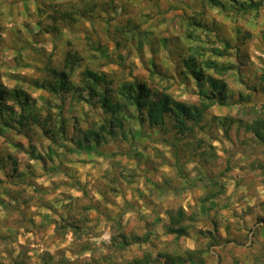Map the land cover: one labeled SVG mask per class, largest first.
Here are the masks:
<instances>
[{
	"label": "clouds",
	"instance_id": "9594fccd",
	"mask_svg": "<svg viewBox=\"0 0 264 264\" xmlns=\"http://www.w3.org/2000/svg\"><path fill=\"white\" fill-rule=\"evenodd\" d=\"M46 2L60 5L63 10L68 9L67 5L71 4L78 12L91 3H102L104 0H46ZM116 2L121 7L132 6L131 0H116ZM135 7L143 8L144 11L151 10L139 3H136ZM260 11L264 16V8ZM4 12L6 28L0 31V82L7 85L9 93L13 89L20 88L35 94L30 80L40 78L46 67L55 69L59 73L66 71V68L62 69L61 67L65 53H75L79 57L85 56V60L76 61L73 58L75 72H69L71 83L84 89L83 92L77 93L75 97L70 93L69 99L63 104H61V94L45 92V95L41 97V102L35 105L43 117L49 111V106L45 105L43 101L44 99L51 101L55 135L58 144L61 145L56 148V151L61 158L69 157L68 168L73 170L67 174H48L43 176L38 183L46 184L49 180L67 182L68 187L61 186L47 198L51 200L52 196H58L60 192L74 190L75 195L80 199L72 202L88 204L91 209L81 215L96 218L92 224L84 227L83 233L73 235L69 231L67 238L65 233L62 235L52 233V229L57 227L55 224L47 228V234L39 233V235L36 234L37 229L30 225L27 227L31 228V233L27 235L24 234V229L20 228V234L25 236L24 240L0 246V257L4 258V264H10L8 257L4 254V248L10 250L12 257H17L21 251L17 243L23 244L25 240L29 242L36 240L37 243L33 251L47 249L53 253L54 261L60 259V256L55 255L56 249L66 246L67 251L76 252V255L69 259L76 260L79 256V246L86 244L85 255L94 257L100 264H143L146 257L155 259L156 251L165 248L175 251L183 258L185 264H197L198 261H203L204 264H216L215 258L211 256L210 251L203 243L207 238L200 234L202 230L209 227L202 222L205 213L199 208V198L206 193L204 186L206 181H200L197 178V173L191 171V164L184 162L178 164L177 141L171 133L162 131L159 123L153 125L151 129H147L146 125L140 123L141 112L147 120L148 109L146 107L141 110L137 106L139 91L137 80L143 78L151 82L152 77L145 76L144 73L146 70H150L152 52L149 41L152 37H141L137 40L128 38L134 36V33L118 34L116 28L119 27V24L113 22L111 25H106L104 19L100 18L99 8L95 13H89L87 19H82L77 14L75 21L70 24L57 21L56 27L60 31L55 34L42 31L52 25V21L48 19L53 14L51 8L45 10L42 15L33 14L31 19L26 16H7V4L4 5ZM119 12L120 8H117V21L122 22L125 18L121 17ZM25 20L31 25V29L23 28L22 21ZM37 21H40L39 26H37ZM241 24H243L242 21ZM164 27L165 25H160L161 29ZM37 32L40 33L38 37L40 43H36L32 39V34ZM228 38L233 42V63H236L235 49L237 46L246 48L247 44L244 42L243 45H238V39L234 34ZM248 39L256 44L252 50V61L250 64L248 63V67L259 76L260 73H264V63H261V60L256 57L264 58V33L253 31ZM118 43L119 47H117ZM86 44L102 45L106 51L98 59L88 62ZM157 55L166 56L167 54L162 51ZM138 61L142 63V67L137 66ZM169 67L171 68V65ZM86 68H91L97 76L103 77L95 86V92L91 96L88 89L85 88V84H91V78L80 79L77 77V74L83 73ZM247 75L245 72L246 82L249 83L250 88H255L254 93L249 91L252 102L242 101L235 104L228 102L226 108L215 107L213 103L206 101L200 95L195 83L185 86L179 80L161 81L157 79L153 87L163 91L177 103L187 102L195 104L197 108L204 106V121L210 122L213 117H231L233 129L237 123H240L239 140L234 135L226 137L224 128L219 126L215 129V138L208 135L207 128L202 131L200 125L189 126L193 128L194 139H203L216 150L217 155L225 160L230 159L246 164L251 159H256L257 156L264 160V155H261L264 153V128L253 127L254 121L264 117V82H262L264 78H258L253 85L251 81L247 80ZM23 77L28 78L27 84L24 83ZM49 78L51 79V77ZM205 90H208L207 86H205ZM7 103L13 105L19 115L20 105L16 104L14 99H8ZM61 108L65 121V136H61L56 127L61 120ZM116 120H120L123 124V137L121 129L115 125ZM167 123L165 121L164 127L167 126ZM245 125H247L246 131L244 130ZM32 128L44 144L51 143L44 136L39 125L33 124ZM74 128L80 129L78 137L80 140L87 139L88 144L92 145L93 155L88 157L90 163L87 167H84L83 162L77 159L81 154L87 156V153L82 152L72 139ZM130 129L139 130L141 134L133 139L129 134ZM100 137H104L110 145L116 142L127 144L130 148L129 153L109 155L107 152H100L96 148V141ZM17 139L24 138L17 137ZM68 141L73 143L71 152L65 151L63 147ZM25 143H27L26 140ZM253 151L257 156L252 155ZM144 159H151L155 162V174L145 172L141 162ZM108 161L120 162V165L114 169ZM180 167L188 172L186 179H181L178 176ZM37 168L40 170L39 165ZM86 172L90 175L86 176ZM238 172L239 169H234L228 174L229 177H233L230 180L233 185L238 178L236 176ZM153 176L155 181L159 182L160 188L154 186ZM0 177H2V173H0ZM165 181H178L182 191L174 194L162 190ZM109 187L115 189V192H109ZM256 191L260 198L264 199V185H257ZM85 192L86 195L83 194ZM241 193L244 196L238 206L239 209L256 203L255 199L248 197L246 186L241 185L237 189V194ZM106 194L108 199L105 198ZM4 199L7 197L4 196ZM170 199L176 202L173 206L174 210L178 207L185 217L196 216L197 219H185L180 224L171 225L168 217V201ZM209 203L211 202L209 201ZM229 203L231 205L232 201ZM97 206H99V210ZM230 211L231 207L222 211L221 215L224 216ZM106 214L111 218L105 219ZM117 218H122L121 223L126 235L131 230L140 237L147 235V240L133 241L132 237L128 236V243L122 244L118 237L121 229L115 227ZM55 219L59 218L55 217ZM245 221L247 222L246 226ZM43 223L47 224V221H43ZM253 223L254 219L250 216L237 219L236 226L241 237L250 235L248 230L253 227ZM168 227L185 228L186 231L178 237L176 233L169 232ZM40 236L44 238L40 239ZM114 237H116L115 242ZM256 240L258 243L251 247L243 239L239 246L227 245L234 249L233 254L228 258L229 264H264V231L256 237ZM153 241L159 245L158 248L151 247ZM104 256L107 257L106 260L101 259ZM37 264L40 262L37 261Z\"/></svg>",
	"mask_w": 264,
	"mask_h": 264
},
{
	"label": "rangeland",
	"instance_id": "374dc122",
	"mask_svg": "<svg viewBox=\"0 0 264 264\" xmlns=\"http://www.w3.org/2000/svg\"><path fill=\"white\" fill-rule=\"evenodd\" d=\"M108 1L109 0H104L102 3L94 2L97 6L89 12L95 13L96 9L99 8L101 19L112 17L113 20L108 24L105 22L106 25H111L113 22H117V24L120 23L121 25L130 19L134 24H138V32L149 31L152 34L153 40L158 41L160 38H167L168 49L164 48L157 41L153 44V47L156 48L157 53L162 51L166 52V56H158L156 53L155 57L161 71L169 76L172 73L176 75L175 69L177 68V56L179 52L182 51L181 45L183 44V41H180V36L187 26L185 22L186 19L188 16L192 15L198 16L204 23L211 25V28H215V33H209L210 39L217 41V37H221L232 42V39H229L228 37L234 34L238 39V45H243L244 42L247 44L246 48L237 46L235 49L236 60H242L241 64L237 61L235 64L239 66L240 74L243 77L245 72H247V80L251 81L254 85L261 74L260 73L258 76L251 68L248 67V63L250 64L252 61V50L256 47V44L248 38L251 36L253 31H260L261 33H264V16H262L260 11L264 8V3L257 12L240 16L237 14L234 15L233 13L226 15L225 13L220 12L217 8L209 7L205 0H131L132 6L126 7H121L116 0H112V3L110 4ZM136 3L144 5L146 8L151 10L144 11L143 8H137L135 7ZM5 4L8 5L7 16H26L28 19H31L33 14L42 15L45 10L50 8L53 10H63L62 6L53 5L52 3L46 2V0H0V31L6 28V25L4 24V20L6 18L4 12ZM91 5H93V3L87 5L84 9H81V11L86 10V8H90ZM69 6L73 8V5L69 4ZM117 8H120L119 15L125 18L122 22L117 21ZM88 15L89 13L81 18L87 19ZM52 16L53 14L48 17V19L52 21V25L42 29L45 33L52 32L55 34L60 31V29L56 27L57 21L63 24H70L72 21H75H54ZM241 21L243 24H241ZM39 24L40 21H37V26ZM162 24L165 25V27L161 29L160 25ZM144 25H147V27H144ZM22 26L25 29H31V25L26 20L22 21ZM54 28H57V30H54ZM17 31H19V29H17ZM116 31L118 34L121 33V30L118 27L116 28ZM203 32L204 31H201L200 35H203ZM216 33L218 35L217 37L215 36ZM39 36V32L33 33V41L40 43L41 41L38 39ZM128 38L130 39V37ZM213 44V42L209 43L208 46ZM119 46L120 44L118 43L117 47ZM85 47L87 46L85 45ZM41 51H43V49H41ZM172 54H174V57ZM233 55L234 51L232 50L230 57L232 62ZM256 58L260 59L261 63H264V58L258 56ZM170 65L171 68L169 67ZM137 66L142 67L143 65L138 61ZM144 74L145 76H148V71L146 70ZM43 75L38 78V80H41ZM77 77L79 78V74H77ZM173 79L179 80L181 84H184L185 86L195 83L198 90L201 88L194 80L183 81L180 77L178 78L176 76L169 79L164 78V80ZM140 80L149 84L152 88L151 82L148 79L140 78ZM244 80L246 81L245 78ZM225 82L229 90L233 93L232 98L227 100V102L236 100L239 94L238 92L249 94V83H247L248 86L238 83V79L234 76L227 77ZM201 89H205V86ZM69 94L70 93L64 94L61 97V104L69 99ZM44 95L45 92L42 91H35V94L31 93V96L36 100L37 104L41 102V97ZM215 107L226 108L219 106ZM61 111L63 113L62 108ZM217 126L218 125L215 123L212 124L211 121H205L204 129L207 128L208 135L215 138V129ZM79 130V128L73 129L72 138L76 142L78 148L82 152L87 153V156L81 154L77 157L79 161L83 162L84 167H87L88 163H90L88 157L93 155V151L87 148V143H81V145L78 144V141L80 140L78 138L80 136ZM244 130L246 131L245 126ZM240 134V123H237L235 129H233L231 125L227 131H225L226 137L234 135L237 140H239ZM121 136L123 137L124 135L121 134ZM17 137H23L24 139H17ZM0 138H2L0 139V151L4 154V156L11 155L16 161V172H13L14 164L12 161L6 162L5 170H0V173H2V177H0V246L7 245L10 242L24 240L25 236L20 234V228H23L24 234L27 235L31 233V228L27 227V225L37 229L36 234L39 235V233L47 234V228L51 225L55 224L59 226L64 224L66 221L77 223L81 228L80 232L84 231V227L93 223L96 219L95 217L81 215L82 213H86L91 210L89 205L72 202L80 199V197L75 195L74 190L60 192L58 196H52L51 200L47 198L52 192H55L61 186L68 187L67 182L49 180L46 184L38 183L43 176L48 174L59 175L61 173L67 174L70 171H73L68 168L67 161L69 157L65 156L61 158L56 149V154H51V156H49L50 153L48 148L51 144H44L36 134H32L30 137H24L13 132H9L8 130H4L3 133L0 131ZM124 138L127 139V137ZM25 140L27 143H25ZM17 143L21 144L20 148H17L14 145ZM186 143L187 147L182 149L183 144ZM51 147L53 149L55 148L52 145ZM72 149L73 143L72 141H69L68 146L65 147L64 150L71 152ZM79 149H77L78 152ZM97 149L100 152H107L109 155H115L117 153L123 155L129 153L130 151L127 144L116 142L110 145L106 139L103 140ZM252 155L257 156L255 151H253ZM261 155H264V153H261ZM38 156H44L45 161H40ZM179 157H181L180 162L192 165L191 171H195L197 173V178L200 181H206L204 185L206 189L205 195L210 190L212 192H217L219 189L218 185L222 188L221 193L217 195L213 202H206V206L210 209L205 212L202 222L209 227L202 230L200 234L202 237L207 238L203 241V243L210 251L211 256L215 258L216 264H229L228 258L233 254L234 249L227 247V245L232 244L233 246H239L243 239L247 241L251 247L258 243L256 237L264 229V215H261V213H264V199L260 198L259 193L256 191L257 185H264V160L259 159V156H257L256 159H251L246 164H241L239 161H232L230 159L225 160L221 156L217 155L216 150L212 148L211 145L207 144L203 139H194V136L186 138V140L180 142ZM57 161H59V163H57ZM141 162L143 163L146 173L152 172L155 174L156 165L153 160L144 159ZM108 163L114 169L120 165V162L108 161ZM37 165H39L40 170H38ZM234 169H239V172L236 174L238 178H236V182L233 185L230 183V180L233 177H229L228 174L233 172ZM21 173L23 176L19 177L18 175ZM241 173L243 175H240ZM85 175H90V173L86 172ZM178 176L181 179H186L188 177V172L181 167V170L179 168ZM212 179L218 184L217 186L212 185ZM153 183L157 188L161 187L159 182L155 181L154 176ZM241 185L248 188V197L256 200L254 205L245 206L243 209H239L238 207L244 196L243 193L239 195L237 194V189L240 188ZM162 190L170 191L174 194H178L182 191L179 187L178 181H165ZM108 191L115 192V189L109 187ZM83 194L86 195V192ZM4 196H6L7 199H4ZM202 197L199 198V208ZM105 198L108 199L107 194ZM229 201H232L231 205ZM175 204L176 202L170 199L168 201V209H174L173 206ZM229 207H231V211L222 216L221 212ZM97 208L99 210V206H97ZM177 208L178 207H176V209ZM245 216L253 217L254 223L253 227L248 230L250 235L241 237L239 229L236 226V221L237 219H243ZM55 217H58L59 219L57 220ZM110 218L111 217L106 214L105 219ZM196 219V216H189V219L187 220ZM121 220L122 218H117L115 227L119 228V226H121L122 231H124ZM43 221H47V224L43 223ZM117 222L120 223L119 226ZM246 224L247 222L245 221V226ZM146 226L148 225L146 224ZM69 231L70 229L66 231H63L62 229L56 230V228L52 229L53 234L56 233L57 235H62L65 233L66 238ZM70 232L73 235H76L73 231ZM129 233L134 232L129 230L127 234ZM210 234L217 235L218 244L209 246L212 243L209 238L211 236ZM43 238V236H40V239ZM80 238L82 239V236ZM36 243V240H31V242L25 240L23 244L17 243V246L21 250L17 257H12L10 255V250L6 247L4 248V254L8 257L10 264H14L15 262L23 264H37V261H39L40 264H59L60 261L64 259L68 260L70 264H100V262L94 257L85 255L87 250L82 251L83 248L87 246L86 244L79 246V256L76 260L69 259V257L76 255V252L67 251L66 246L56 249L55 255L60 256V259L54 261L53 253L49 252L47 249L34 252L33 248ZM151 247L156 249L159 245L153 241ZM160 254L168 256L176 255L175 251L167 248L156 251L155 259H152V264H172V261H168L165 258L160 257ZM101 259L106 260L107 257L104 256L101 257ZM0 264H4L3 257H0Z\"/></svg>",
	"mask_w": 264,
	"mask_h": 264
},
{
	"label": "trees",
	"instance_id": "16d2710c",
	"mask_svg": "<svg viewBox=\"0 0 264 264\" xmlns=\"http://www.w3.org/2000/svg\"><path fill=\"white\" fill-rule=\"evenodd\" d=\"M27 1V0H24ZM206 4L209 7L217 8L220 12L229 15L233 13L234 15L245 16L247 14H251L252 12H257L264 3V0H205ZM109 4L112 3V0L108 1ZM97 5L93 3L90 8H86V10H74L71 6L68 5V9L65 10H56L53 11L52 19L54 21L61 20L63 22H70V20H75L76 15L79 14L80 17L85 16L90 13ZM90 11V12H89ZM112 17H107L104 19V22L107 24L112 21ZM186 28L182 35L180 36V41H183L181 45V50L177 56V68L175 69V74H171L170 76L161 71L160 66L157 63L155 54L157 50L153 47V44L156 43L157 40L151 39L149 41L150 48L152 51L151 62L149 64L148 76L152 77L151 85L146 84L140 79L137 80V87L139 91L137 93V106L139 109L143 110L147 107L148 109V117L145 119L143 112H141L140 123L141 125H146L147 129H151L153 125L159 123L162 127V131L165 133H171L173 137L176 139L177 144V158L178 164L180 162L181 157H179V146L180 142L186 140V138L193 137V128L189 125H200L201 130L203 131L205 126L203 108H197L195 104H190L187 102L177 103L172 100V98L165 94L161 90H156L153 87V84L156 83L157 79L164 80V78H173L180 77L183 81L194 80L199 86L202 88L207 86L208 90L201 89L199 93L204 99L208 102L213 103L214 106L219 107H227V100L232 98V92L227 87L225 79L230 76H234L238 79V83L247 85V82L244 80V77L240 74V68L237 64L233 63L230 60L231 53L233 50V44L230 40L226 38L217 37V33L215 36L218 38L217 41L210 39L209 33H215V28H211V25L204 23L198 16L192 15L188 16L186 19ZM39 26V25H38ZM138 24H134L132 20L128 19L123 24L120 25L119 29L122 34L134 33V36H130V39L139 40L141 37H152V34L149 31L138 32ZM53 28V27H52ZM57 30V28H54ZM48 31V30H46ZM204 31L203 35H200V32ZM164 48L168 49V40L167 38H160L157 41ZM214 43L211 46H208L209 43ZM86 58L88 62L94 61L101 57L106 49L102 45L92 46L90 44H86ZM184 47V48H183ZM174 54H172L173 56ZM174 57V56H173ZM73 58L76 61L85 60V56H78L75 53H66V56L63 60L62 69L66 68V71H60L57 73L55 69L45 68L44 75L41 80L32 79L30 80L31 86L35 89V91H42L48 93H59L61 97L64 94L72 93L75 96L79 92H83L84 89L78 88L77 85L72 84L69 78V72H75V66L73 65ZM239 64L242 63V60H236ZM51 77V79L49 78ZM83 77H90L91 84H85V88L88 89L89 95L91 96L93 92H95V86L99 83L102 76H97V74L91 69L86 68L83 73H79V78L83 79ZM259 78H264V73H261ZM25 79L24 83H28L27 77H23ZM264 82V81H262ZM110 83V82H109ZM248 89L251 92H255V88L248 86ZM237 99L234 101H230L232 103L239 102H247L251 103L252 96L249 94H243L242 92H238ZM8 99H14L16 104L20 105V113L17 114V110L13 105L7 103ZM83 99V98H81ZM44 104L49 106L48 114L45 116H41L40 110L35 108L37 105L36 100L31 96V93L24 91L23 89L16 88L13 89L11 93H9L7 85H4L3 82H0V131L3 133L4 130H8L9 132H13L17 135H22L24 137H30L32 134H35L33 131L32 125L37 124L41 127L43 134L46 138L51 141V145L55 148L53 149L51 145L49 146V156L51 154H56L55 149L61 147L58 144V140L55 135V125L53 123L54 116L52 114L51 109V101L44 99ZM61 120L56 127L59 129V134L61 136L66 135V129L64 128V119L63 113L60 112ZM165 121H167V126L164 127ZM211 123H215L219 127L224 128L225 131L232 125L231 117H213ZM115 125L121 129V134L123 133V124L120 120L115 121ZM254 128H264V117L258 118L253 123ZM247 130V125H245ZM119 131V129H117ZM111 132V130H110ZM80 133V130H79ZM129 134L132 137H136L140 135L139 130H129ZM73 139V138H72ZM105 138L100 137L96 141V148L100 146ZM69 142V141H68ZM87 143V148L92 150V145L88 144L87 139L79 140L78 144ZM17 148H20L21 144H14ZM63 145V147H67ZM187 147V143L183 144L182 149ZM40 161H45L44 156H38ZM12 161L14 164L13 172H16V161L13 159L11 155L4 156V154L0 151V170H5L6 162ZM181 170V167H180ZM182 174V173H181ZM183 175V174H182ZM19 177L23 176V174H19ZM213 186H217L218 184L211 180ZM217 192H212L211 190L201 198L200 201V210L204 213L207 212L210 208L206 206V202H213V200L217 197L218 194L221 193L222 188L219 186ZM168 217L171 225L180 224L185 219H189V217H185L179 208L176 210L168 209ZM264 221V220H263ZM118 226L120 225L117 222ZM121 231L118 233V237L121 240L122 244L126 245L128 243V236L132 237L133 241H146L147 235L140 237L135 235L134 233H129L126 235L124 231H122L121 226H119ZM62 229L66 231L70 229L74 234L82 233L80 232L81 228L77 223L66 221L64 224H61L56 227V230ZM169 232H174L179 237L180 234L184 233L185 228H175L168 227ZM264 231V229H263ZM209 237L212 243L209 245L218 244L217 235L210 234ZM116 237L113 238L115 242ZM208 246V247H209ZM87 250V246L83 248L82 251ZM160 257L165 258L166 260L172 261V264H185L182 257L179 255L168 256L165 254H160ZM203 261H198L197 264H203ZM14 264H23L15 262ZM59 264H70L68 260H61ZM143 264H152V259L148 257L145 258Z\"/></svg>",
	"mask_w": 264,
	"mask_h": 264
}]
</instances>
